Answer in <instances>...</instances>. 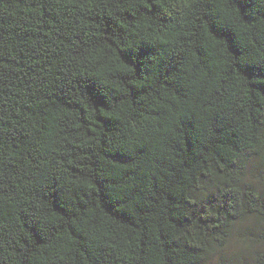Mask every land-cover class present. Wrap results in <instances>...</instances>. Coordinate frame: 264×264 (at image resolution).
<instances>
[{"label": "trees", "instance_id": "16d2710c", "mask_svg": "<svg viewBox=\"0 0 264 264\" xmlns=\"http://www.w3.org/2000/svg\"><path fill=\"white\" fill-rule=\"evenodd\" d=\"M245 226L264 264V0H0V264H206Z\"/></svg>", "mask_w": 264, "mask_h": 264}, {"label": "rangeland", "instance_id": "374dc122", "mask_svg": "<svg viewBox=\"0 0 264 264\" xmlns=\"http://www.w3.org/2000/svg\"><path fill=\"white\" fill-rule=\"evenodd\" d=\"M252 228L238 227L239 230L233 234L230 243L224 249L215 252L206 264H230V262L232 264H253L256 252L261 249V245L245 236L246 232Z\"/></svg>", "mask_w": 264, "mask_h": 264}]
</instances>
